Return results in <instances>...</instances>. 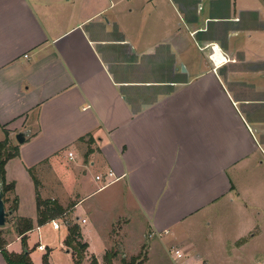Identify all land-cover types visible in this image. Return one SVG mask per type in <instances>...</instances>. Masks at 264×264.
<instances>
[{
	"label": "crops",
	"instance_id": "obj_1",
	"mask_svg": "<svg viewBox=\"0 0 264 264\" xmlns=\"http://www.w3.org/2000/svg\"><path fill=\"white\" fill-rule=\"evenodd\" d=\"M253 42L264 45L260 0H0V130L13 140L30 133L6 165V181L19 199L17 216L35 227L27 244L37 232V247H45L37 250L42 258L48 252L53 264L54 248L41 235L65 230L61 250L73 259L64 244L69 218L55 219L59 231L51 221L37 224L35 181L40 195L53 185L35 173L56 167L71 180V194L65 203L41 198L57 201L63 216L79 224L87 262L95 257L105 264L114 235L122 239L116 246L123 245V259L137 257L147 234L176 241L184 238L181 227L214 211H221V230H238L239 218L246 231L260 228L264 53L249 61ZM212 44L228 62L218 47L216 64L209 59L203 48ZM194 46L204 56L199 62L191 59ZM239 65L247 70L239 72ZM15 169L27 183L33 216L22 214ZM109 170L118 180L100 189L95 178ZM136 214L150 232L136 230ZM93 243L104 245L103 261ZM6 249L22 252L21 238L7 241Z\"/></svg>",
	"mask_w": 264,
	"mask_h": 264
},
{
	"label": "rangeland",
	"instance_id": "obj_2",
	"mask_svg": "<svg viewBox=\"0 0 264 264\" xmlns=\"http://www.w3.org/2000/svg\"><path fill=\"white\" fill-rule=\"evenodd\" d=\"M262 1L264 5V0ZM172 14V12H171ZM204 14V12H203ZM235 42L241 41V37L239 39H235ZM219 53L221 52L220 48H218ZM250 51L251 53L246 55L248 57L249 61H253L257 59L256 54H259L258 51H261V53H264V45L261 46L258 44V42H253L250 44ZM208 53V51L206 52ZM222 54V52H221ZM191 59L195 62H199L203 59L204 56L197 50V48L194 46L193 50L191 51ZM208 55V54H207ZM223 55V54H222ZM244 57V56H243ZM224 60L228 62L227 59H225L223 55ZM242 68V69H241ZM237 70L239 72H243L247 70V66L241 67V65L238 66ZM5 135L2 134L0 130V141L2 139H5ZM9 143L7 145V148L5 147L4 151L14 152L13 148H17L19 144L16 141V138L8 139ZM3 140V142H5ZM2 142V143H3ZM81 152L83 155H85L88 152V146L82 145ZM63 168L62 167H56L54 172L50 174L45 173H35L36 176H40L42 180L46 181L49 184L53 185V188L51 189L49 186L45 187L42 191L41 195L45 198H53L54 196L59 199V201L66 202V200L69 198L68 196L71 194V187L72 182L71 180L66 181V177L63 176L62 173ZM35 171H38L35 170ZM97 171V167L93 168L91 171H88L89 178H93L95 176V173ZM15 172V173H14ZM17 174V178H19V183L21 184L20 191H21V199L23 201V209L22 214L25 216H33L35 207L33 206V200L31 195L29 194V191L27 190V183L24 181L23 175L19 172L18 169H15L11 174ZM37 178V177H36ZM63 180V187L57 188L56 186L60 185L57 180ZM7 182V181H6ZM8 184V183H7ZM10 185V184H9ZM13 186L12 189L10 188L4 195V203L7 213V219H6V225L3 228H0V231L4 233V237L8 242H11L13 240L17 239V234L15 232V226L19 220V216H17V209H18V202L19 199L15 195L14 190V184L11 183ZM41 182L37 179L35 182L36 186V196L39 195L41 198V195L39 193ZM71 186V187H70ZM117 188L111 187L106 192L98 195L95 199H98L99 197H105L107 194H111L112 191H114ZM43 198H41L43 200ZM44 201V200H43ZM37 202V197H36ZM221 211H218L217 213L214 211L212 213L206 214V215H200L197 217V220L189 223L187 226L181 227L177 232L178 236H183L184 238L174 240L173 236H171V242L170 238L163 237V242L159 240L158 238H150L149 234H147L146 238H144V246L139 252L137 256H141L145 259L143 264L148 259V254H150V260L147 264H177V263H183V264H264V223L259 224L258 229L246 231L241 228L243 224V220L237 221L236 224L239 223L238 226L240 228L238 230H226V229H219L217 225V218L220 216ZM224 216H227L228 218H233V215L226 214ZM241 216V214H240ZM240 216H237L240 217ZM71 217L72 215L68 214L66 216L61 217L63 221L65 219L69 218L68 221L75 223V220ZM117 218V215L116 217ZM209 219V220H207ZM208 222L211 223V225H208ZM134 226L136 230L140 233L141 228L142 230L146 229L145 232H150L149 226L145 219L139 214L135 215V222ZM65 224V223H64ZM235 224V225H236ZM119 225H122L121 223ZM118 226L115 227L113 230V234L119 233ZM42 233V232H41ZM65 233V230H61V232H54V231H44V235H41L42 242L47 246L54 248V254H53V264H74V261L70 255L65 254L61 247L63 246V235ZM238 237L239 242L234 243L233 240H236ZM184 239H188L187 242L183 243ZM122 239L116 238L114 235V238L112 239L113 244L108 247V250H116L118 252L117 258H115L113 261H115V264H122V257L125 255L123 245L116 246V244L120 243L122 244ZM39 242L38 233H33L30 236V239L28 241V249L30 247V250L32 251V260L34 264H41V258L42 253H40L37 250V243ZM169 242V243H168ZM94 246L92 248V252L97 256V258L100 261H103V255L101 252H103V246L99 245L98 243H93ZM165 244V245H163ZM150 248V250H149ZM67 251L74 253L72 249H69L68 247ZM29 250V251H30ZM180 250L183 257L182 259H179V261H176L173 257V251ZM22 251V250H21ZM23 252V251H22ZM15 253V254H21ZM107 252V251H106ZM105 252V253H106ZM46 253V252H44ZM171 254V256H170ZM202 256V257H201ZM31 258V257H30ZM127 260H130L131 257H127ZM105 262V261H104ZM0 264H7L2 254H0ZM106 264V262H105Z\"/></svg>",
	"mask_w": 264,
	"mask_h": 264
},
{
	"label": "trees",
	"instance_id": "obj_3",
	"mask_svg": "<svg viewBox=\"0 0 264 264\" xmlns=\"http://www.w3.org/2000/svg\"><path fill=\"white\" fill-rule=\"evenodd\" d=\"M6 141L0 144V184L3 185V192L5 193L12 185L6 182V165L7 163L18 156V148H13L14 152L4 151L9 143V133L5 131ZM36 182V181H35ZM37 212H38V226H43L46 223L62 217L65 214L63 207L52 200H42L37 196ZM68 227V236L65 239V246L73 250L74 264H98L95 257L87 262L88 245L83 242L82 230L77 222L74 224L70 221L65 223ZM34 224L30 219L20 218L15 226V232L21 238L23 252L21 254L10 253L7 247V240L4 233L0 231V253L4 257L7 264H34L30 258L31 251L28 249L27 234L34 229ZM118 253L115 250L107 252L104 261L106 264H113V260L117 258ZM142 256V255H141ZM141 256L132 257L130 260L122 259V264H143L145 261ZM42 264H50L49 253L47 252L42 258Z\"/></svg>",
	"mask_w": 264,
	"mask_h": 264
},
{
	"label": "built area",
	"instance_id": "obj_4",
	"mask_svg": "<svg viewBox=\"0 0 264 264\" xmlns=\"http://www.w3.org/2000/svg\"><path fill=\"white\" fill-rule=\"evenodd\" d=\"M215 47L220 48L218 45H213V44L203 48V49L210 48V50H213V54L212 53L208 54V57L214 64H216L215 61L213 60V55L215 53ZM220 50L226 59V56L223 53L221 48H220ZM221 64H223V63H221ZM69 158L72 160L74 158V154L69 153ZM95 179L97 182L102 184L100 189H105V188L111 186L112 184H114L118 180L117 176L115 175V173L112 170H109L105 174L97 175ZM51 224L53 226V229L56 231H59L62 227V224H60L57 220L51 221ZM37 249L45 250V247L41 243H39ZM172 257L176 261H179V259H182L183 255H182L180 250H175V251H173ZM177 264H183V263H177Z\"/></svg>",
	"mask_w": 264,
	"mask_h": 264
},
{
	"label": "water",
	"instance_id": "obj_5",
	"mask_svg": "<svg viewBox=\"0 0 264 264\" xmlns=\"http://www.w3.org/2000/svg\"><path fill=\"white\" fill-rule=\"evenodd\" d=\"M182 72H186V69L184 66L181 67ZM30 135L29 131H26L24 133H19L16 136V141L19 145H23L27 139V137ZM4 192H3V185L0 184V228H3L6 225V219L7 213L4 203Z\"/></svg>",
	"mask_w": 264,
	"mask_h": 264
},
{
	"label": "bare ground",
	"instance_id": "obj_6",
	"mask_svg": "<svg viewBox=\"0 0 264 264\" xmlns=\"http://www.w3.org/2000/svg\"><path fill=\"white\" fill-rule=\"evenodd\" d=\"M205 50H207L208 51V54H213V50H210V48H207V49H205ZM216 52V51H215ZM215 54V53H214Z\"/></svg>",
	"mask_w": 264,
	"mask_h": 264
},
{
	"label": "flooded vegetation",
	"instance_id": "obj_7",
	"mask_svg": "<svg viewBox=\"0 0 264 264\" xmlns=\"http://www.w3.org/2000/svg\"><path fill=\"white\" fill-rule=\"evenodd\" d=\"M201 10V9H200Z\"/></svg>",
	"mask_w": 264,
	"mask_h": 264
}]
</instances>
